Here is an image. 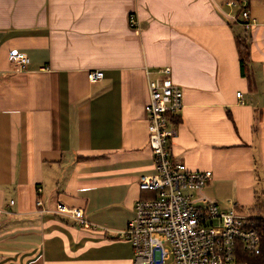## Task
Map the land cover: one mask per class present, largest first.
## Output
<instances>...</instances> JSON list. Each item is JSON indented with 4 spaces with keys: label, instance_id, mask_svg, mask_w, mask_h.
I'll return each mask as SVG.
<instances>
[{
    "label": "crops",
    "instance_id": "obj_1",
    "mask_svg": "<svg viewBox=\"0 0 264 264\" xmlns=\"http://www.w3.org/2000/svg\"><path fill=\"white\" fill-rule=\"evenodd\" d=\"M227 1L0 0V264H133L116 232L156 195L140 182L155 174L147 71L161 67L183 91L172 160L212 171L206 195L222 210L264 201V0H247V31ZM236 36L251 44L254 90ZM11 50L31 63L15 71ZM59 202L98 228L52 214Z\"/></svg>",
    "mask_w": 264,
    "mask_h": 264
},
{
    "label": "built area",
    "instance_id": "obj_2",
    "mask_svg": "<svg viewBox=\"0 0 264 264\" xmlns=\"http://www.w3.org/2000/svg\"><path fill=\"white\" fill-rule=\"evenodd\" d=\"M226 5L232 10L241 8L239 13L230 14L234 23L246 31L255 25L247 10V0H228ZM129 20L132 27L140 30L136 13ZM8 60L18 72L31 63L28 55L19 50L9 51ZM48 69L42 67L44 71ZM103 76L101 70L88 73L91 82L100 81ZM147 79L149 103L145 112L155 174L143 176L140 187L155 191L156 195L135 203L127 228L116 232L118 239L131 243L133 264H243L237 260L240 245L249 254L261 252L256 229L258 221L264 219V212L251 213L237 205L222 210L205 193L213 178L212 171H193L172 160L170 141L177 134L171 129V118H176L184 108L183 91L173 81L170 67H161L155 73L147 71ZM237 97L244 104L241 92ZM37 204L42 205L40 201ZM50 212L73 220L76 225L98 228L89 225L83 209L59 202ZM6 213L9 212L0 208V219ZM108 231L102 228L104 234Z\"/></svg>",
    "mask_w": 264,
    "mask_h": 264
},
{
    "label": "trees",
    "instance_id": "obj_3",
    "mask_svg": "<svg viewBox=\"0 0 264 264\" xmlns=\"http://www.w3.org/2000/svg\"><path fill=\"white\" fill-rule=\"evenodd\" d=\"M241 1V0H239ZM235 43L237 46L241 75L246 78L251 90L255 88V77L251 69V44L247 37L236 36ZM174 119V118H173ZM172 120V118H171ZM261 200V199H260ZM258 201V200H257ZM247 211L251 213L264 212V201L256 202ZM257 232L261 239V252L258 255H252L244 251L242 246H239L237 252V260L243 264H264V219H260L257 224ZM95 231V230H93Z\"/></svg>",
    "mask_w": 264,
    "mask_h": 264
},
{
    "label": "rangeland",
    "instance_id": "obj_4",
    "mask_svg": "<svg viewBox=\"0 0 264 264\" xmlns=\"http://www.w3.org/2000/svg\"><path fill=\"white\" fill-rule=\"evenodd\" d=\"M240 9H241L240 7H239V8H236V9H235V13H238V12L240 11ZM234 29H235L237 32H240L239 28H237V27H235V26H234ZM206 187H207V186H206ZM206 187H205V193H206ZM206 194H207V193H206ZM256 196H258V197H262V196H264V188H263V191H261V192H259L258 194H256ZM257 200H258V201H257ZM257 200H256V202L258 203L260 199H257ZM256 202H255V203H256ZM230 203H231V206H232V205H236V203H234L233 201H230ZM231 206H230V207H231ZM239 208H241V207H239ZM250 208H251V207H246V208H242V209L245 210V211H247V210L250 209ZM133 215H134V210H133ZM129 221H130V220H129ZM126 227H127V226H126ZM126 227H125V229H126ZM125 229H124V230H125ZM124 230H123V231H124Z\"/></svg>",
    "mask_w": 264,
    "mask_h": 264
}]
</instances>
